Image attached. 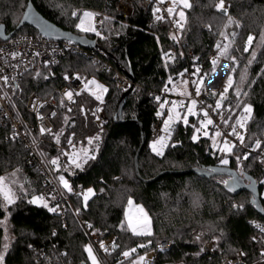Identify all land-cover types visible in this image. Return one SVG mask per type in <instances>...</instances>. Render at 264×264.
<instances>
[{
	"label": "trees",
	"instance_id": "trees-1",
	"mask_svg": "<svg viewBox=\"0 0 264 264\" xmlns=\"http://www.w3.org/2000/svg\"><path fill=\"white\" fill-rule=\"evenodd\" d=\"M29 1L46 19L63 30L93 38L95 35L75 28L78 18L71 13L77 9L80 13L84 9L104 10L99 43L114 68L125 73L131 71L135 79L122 117L141 122L147 141L139 155V177L135 155L142 142L141 128L114 117L123 92L113 80V71L103 70L99 64L84 57L70 55L57 65L43 67L39 77L36 73L25 74L14 90L15 102L22 117L30 120L25 104L33 92L37 91L42 98H46L65 84L66 76L77 75L85 83L97 78L107 86L106 120L102 127L93 124L96 99L85 89L75 103H60L53 118L54 133L63 129L61 143L66 144V138L75 133L81 140V148H89V154L95 156V159L83 164V170L73 166L69 171L63 167L68 158L61 156L60 170H53L56 177L63 174L74 186L93 189L95 193L88 199L87 207H84L82 195L73 197V209L68 210L63 220L41 204L29 203L46 188L45 177L37 167L26 166L28 151L24 145L10 138L11 128L0 117V177L14 180L17 194L15 204L10 205L7 211L0 208V221L6 214L9 215L10 230L14 236L3 264H91L85 246L90 243L88 231L93 229L117 237L116 256L135 248L136 252L130 256L129 262L153 249L161 240H172L174 244L170 249L159 252L156 264H218L219 258L209 259L201 251L208 241H214L216 249L223 255L239 249H253L252 222H264V217L255 210L252 195L246 191L230 193L223 183L231 179L226 175L202 177L193 172H177L228 167L255 179L262 195L264 160L259 157V149L264 148V46L257 45L264 32V0H224L229 4L226 15L214 6L220 0H189L191 7L185 9V20L182 21V48L175 46L169 34L168 21L157 20L159 14L153 6L145 8L143 0H133L132 14L128 17L117 12L114 0H0V25L5 26L8 33L16 30ZM229 16L238 22L239 27L236 24L227 25ZM220 32L237 33L229 49V55L236 57L235 72L233 60L227 57L220 58L215 67L216 70L226 59L230 62L229 71L233 72L234 86L227 93V99L233 103L230 124L240 112L234 107L237 102L234 87L239 85L247 92V96L242 95L240 100L252 106L251 119L246 124V145L255 147V142L259 140L261 147L247 153L246 149L235 146L232 153L226 155L212 146L210 137L200 135L198 141H193L192 125L198 124V117L189 116L188 126L182 122L174 125L168 147L162 156L157 155L151 148V142L161 100L152 97L151 93L162 92L170 78L177 80L179 74L196 61L210 76L215 71L211 70V61L219 54L217 43L223 44V40H226L225 44L229 43L219 35ZM15 34L39 35V32L25 25ZM249 35L256 39L252 49L244 52ZM189 50L192 54L184 58ZM252 50L257 55L249 65ZM165 54H170L171 58ZM245 69V79L241 83L240 76ZM69 108L71 111H68ZM97 136L99 139L94 140L92 145L87 144V138ZM51 138L55 139L53 135ZM43 152L46 160L61 153L46 144ZM245 155L247 159L243 158ZM222 158H227L229 163L222 164ZM51 168L54 169V166ZM163 171L173 173L164 174L154 181H144ZM19 181L23 182V189H19ZM129 199L141 204L149 214L150 236L133 235L126 226L121 227L125 222ZM262 203L264 207V198ZM77 208L80 209L79 214L75 212ZM89 224L92 228L88 227ZM4 235V228L0 226V251H3ZM115 255L112 256L113 261L116 260Z\"/></svg>",
	"mask_w": 264,
	"mask_h": 264
},
{
	"label": "built area",
	"instance_id": "built-area-1",
	"mask_svg": "<svg viewBox=\"0 0 264 264\" xmlns=\"http://www.w3.org/2000/svg\"><path fill=\"white\" fill-rule=\"evenodd\" d=\"M114 1L117 12L120 13L123 17H128L132 14L133 0ZM143 5L145 8L153 6L154 10L157 8L161 9L158 14L163 16L164 19L168 21L170 36L171 38L173 36L176 37V39L172 38L175 42V46L182 48L184 46L183 31L181 28H178L174 22L176 20H179V17L177 16V13H175L173 16L168 15L166 9L169 3L167 1L161 3L158 0H143ZM225 7L228 11L229 4L225 3ZM77 12L78 15H80V11L78 10ZM93 13L96 14L94 17V24L100 34H95L94 38L90 37L96 40V44L90 47L82 46L72 40L53 39L40 33L39 35L14 34L7 40L0 39V50H2L0 51V69H3V71L0 72V75H7L10 78L15 77L14 80L10 79L7 85H4L3 81H0V117L2 118L4 123H8L11 128L10 138L24 145L25 149L28 151V157L25 163L26 166L37 167V169L45 177L46 188L37 196H44L45 198H47L49 193H59L60 191H63L53 169L46 162L45 155H41V153H44L43 146L45 144L50 145L59 149L60 151L70 148L67 143H57L55 139L51 138V134L40 135L39 130L41 126H43L44 128L52 129V132L54 133V117L51 116V113L53 111L55 113L57 112L60 107L61 101H64L68 104L75 103L78 97V95H76L75 93H80L82 90H84L86 88V83L81 79H76L77 75H70L69 79H66V82L63 86L56 88L54 92L46 98H42L37 91L33 92L29 96L25 104L26 113L30 117V120H28L20 115V110L18 109V106L15 102L14 92L15 88H17L16 86H19V82L22 80L24 75L27 73L40 72V70L45 66L57 65L67 56L75 55L92 60L93 62L99 64L103 70L113 71V80L120 91H127L135 85V83L133 84L127 73L114 68L112 62L108 60L107 52L101 47L99 43L98 39L101 36L105 18L104 10H95L93 11ZM225 43L226 40H223V44ZM172 51H174V49ZM14 52L19 53V55L15 58H13L11 55V53ZM36 53H39V55L37 56ZM191 54L192 50H189L188 54L185 53L183 57L186 58ZM16 65H18V67H13ZM197 67L201 69V75L206 72L202 65L198 61H196L195 64L190 65L187 68V72L184 74V76H180L179 78L189 81L191 91L190 93L192 94L191 99H196L198 101L196 110L199 112L201 107H206L207 105L215 106V103L217 99H219V96H213L212 93L214 90L216 93H221L224 91V88L222 86H218L216 88L207 87L206 82L211 76L207 75V77L203 81L204 83L208 78L205 82L204 87L202 88L201 95L196 96L195 86L191 83V81L197 79V76L192 75ZM26 68L28 69L27 71H25ZM220 81L223 82V79H221ZM69 91L73 92L74 94L72 101H69L65 95V93ZM151 96L155 99L156 97H160L161 103H164V101L169 102L164 104L163 109H161L159 106L158 112H162V115L158 116L156 114V120L152 133L153 140L151 142L153 144V142L157 141L160 136H167V134L162 129L163 121L167 118L170 107L172 106L170 102L174 101V99L178 101L185 100V107L180 108V110L185 111L187 100L183 96L170 93L169 91L165 92L164 90L160 93L152 92ZM102 100L103 102L99 101L98 106L94 110L93 124L98 127H102L105 124L106 120L104 111L105 100ZM34 103L36 105L35 108L33 107ZM229 103H231V105L233 106L231 100L226 99L224 101L225 108L222 109V111L225 116L228 115L226 109ZM41 105L43 106L41 107ZM208 111L214 123L216 125H220L221 131H223L225 133V136H227L230 128H224V126L221 124L220 116L214 114L211 109H208ZM83 112H85L84 109ZM41 116L43 117L42 120L38 118ZM206 130L209 133L213 134V126H209ZM237 131L244 136V142L241 143L234 136H227V139L232 144L246 149L247 153L258 150V148L256 147H248L246 145V139L248 138V131L246 129L237 128ZM14 133L16 135L13 139L12 137L14 136ZM34 138L36 141L35 143L33 142ZM73 139L76 142V151H79L82 144L81 140L79 139V136H75L73 137ZM218 141L223 144L222 138L218 137ZM259 157L260 159L264 160V148L259 149ZM68 182L70 185H72V193H66L63 197L57 195L55 200L48 201L50 207L54 206L57 203L60 204L58 213H52L61 216L63 220L65 219L68 210L73 209L71 199L73 197H78L77 194L85 192V189L81 188L80 186H74L70 181ZM37 202L41 205L43 203L39 200H37ZM252 226L254 230L252 236L254 248L250 251L239 249L229 255H223L219 250L216 249L214 241H208L203 245V253L206 254L209 259H213L215 257L219 258L220 262L218 264H264V255H261V253L264 252V232L261 231V228L264 227V222L253 221ZM88 235L90 238L89 245L92 246L93 253L96 256L98 264H132V262L128 261L130 257L126 259L122 254L118 256L115 255L118 245L117 237L114 234L93 229L91 231H88ZM101 241L108 247L107 252H105L100 247ZM113 243L116 245L115 247H113ZM173 244L174 242L172 240H161L153 249L149 250L143 255L138 256L137 258L141 256L144 257V260L140 262V264H156L159 252L170 249ZM241 253H245V255H241ZM62 255H64V253ZM113 255H115V261H113Z\"/></svg>",
	"mask_w": 264,
	"mask_h": 264
},
{
	"label": "snow or ice",
	"instance_id": "snow-or-ice-1",
	"mask_svg": "<svg viewBox=\"0 0 264 264\" xmlns=\"http://www.w3.org/2000/svg\"><path fill=\"white\" fill-rule=\"evenodd\" d=\"M161 3H164L165 0H160ZM179 4H182L184 8H190L191 5L188 2V0H173V7H169L166 9L167 13L169 16H173L174 13V9L175 7ZM218 11H221L222 14H227V8L225 7L224 4V0H220V2L218 4L214 5ZM161 11V9L157 8L155 9V12L159 13ZM72 16L77 17L79 19V23L76 24V27L78 29H80L83 32H96L97 35H99L100 33L96 31L95 26L92 23V20L95 17V13L90 12V11H83L82 15H78L77 11H73L71 13ZM179 20L174 21L176 26L178 28H183V23L182 21L185 19V14L183 11L179 12ZM157 20H163L164 17L161 15H157L156 16ZM232 24H236L237 27H239V24L237 21H234L230 16L228 17L227 20V25H232ZM226 25V26H227ZM219 35H221L222 37H224V39L229 40L228 44H221V43H217L216 47L218 49V56L213 58V60L211 61V65L212 68L211 70H215V67L219 61L220 58L222 57H227L233 60V72H235V64H236V57L234 56H230L229 55V49L231 48V42L232 40H234V38L236 37L237 33L232 32V33H226V32H220ZM173 39H176L175 36L172 37ZM256 38L252 35H249L247 37V40L245 42V46L243 51L244 52H249L250 49H252L253 47V43L254 40ZM260 46H264V32L261 33L260 38H259V45H257V47ZM2 51V50H0ZM12 57L15 58L16 56L19 55V53H11ZM36 55L38 56L39 53H36ZM167 57L171 58L170 54H165ZM256 51L252 50L250 53V59L248 61L249 65L255 60L256 58ZM47 63V62H46ZM13 67H18V65L13 66ZM28 69L26 68L25 71H27ZM3 69H0V72H2ZM264 71V70H262ZM187 72V69L184 70V72H181L179 75L181 77L184 76V74ZM201 73V69L199 67H197L195 69V72L192 73L193 76H197L196 80H192L191 83L195 86V94L196 96H200L202 93V85H203V81L204 79L207 77V75L209 74L208 72L203 73V75L200 74ZM41 73L37 72L36 76H40ZM245 75H246V69H245V73H242L240 76V81L241 83H243L244 79H245ZM45 79H47V77H44ZM10 79L14 80L15 77L10 78L7 75H0V81H3L4 85H7L10 81ZM65 79H69V77H65ZM76 79H80L78 76L76 77ZM88 83L91 84H95V81H89ZM169 83H173V81L171 80V78L169 79ZM189 84L188 80H183V85L185 86V90L181 91L178 93V95L183 96L186 98L187 100V106H186V111L184 114H181L179 111H177L178 107L179 108H184L185 107V100H180V101H172L171 103V109L169 110V114L167 116V118L163 121V131L167 134V136H160L159 139L157 141H154L153 144L151 145L152 150L157 154L162 156L164 154V149L166 147H168V145L166 144V140L168 137L171 136L172 130H173V125L175 123L178 122H182L185 126L189 125V120L188 117L189 116H195L198 117V124L197 125H192V127L194 128V134L192 136V140L193 141H198L199 140V136L195 133H200L201 130L207 129L209 126H213V135L210 137L213 141V147L217 146V139L216 138H222V143H223V147L220 148V151L226 153V154H231L232 153V149L235 147L234 144H232L228 139L227 136H234L236 137L241 143L244 142V136L237 131V128L240 129H246V124L247 121L249 119H251V114H252V106L250 104L244 103L243 101L240 100V97L243 96H247V92L243 91L241 89V87L239 85H236L234 87V94L237 98V102L235 104V108L240 109V112L238 114H236V119L234 120L233 123L230 124V121L233 120V106L231 105V103H229L228 107H227V112L228 115L225 116L222 109L225 108L224 105V101L227 99V93L229 92L230 88H233L234 86V82L232 77L230 76L228 78L227 81L224 82V91L221 93H216L215 90L213 91L212 95L219 96V99H217L215 106L212 105H207L206 107H201L199 112L196 110L197 108V104L198 101L196 99H191V93L187 92L186 90V86ZM87 86V85H86ZM98 88L101 87L100 85H96ZM18 87V85L16 86ZM103 91H107V89H102ZM165 92L170 91V89H168V87L166 86L164 89ZM171 91H175V87L173 89H171ZM76 95H79L80 93H75ZM66 97L68 98L69 101H72L73 98V92L69 91L65 93ZM97 100H100L101 102H103L102 100V96H96ZM156 99L159 101L160 97H156ZM74 102V101H73ZM61 103L63 104V101H61ZM169 103L168 101H164V103L160 104V108L163 109L164 108V104ZM43 105H41L42 107ZM33 107L35 108L36 105L34 103ZM208 109H211L212 112L216 115L220 116V121L221 124L224 126V128H230V131H228L227 136H225V133L223 131H221L220 129V125H216L212 119V117L209 115V111ZM68 111H71V109L69 108ZM56 115V113L53 111L51 113V116L54 117ZM157 115H162V112H158ZM39 119H43V117H38ZM65 122H67V117H65ZM40 135H45V134H51L54 136L55 140L57 143L60 142V135L63 134V129H61L60 133H53L52 129L50 128H44L43 126H41L40 130ZM204 136H208L209 133L208 131H204L203 132ZM15 133L14 136L12 137L13 139L15 138ZM75 136V133L71 134L69 137L66 138L67 140V144L70 146L69 149L66 150H62L60 155H58L57 157L54 158H50L47 159L46 162L51 165L54 166L55 171H59L61 168V164H60V158L61 156H65L67 157V161L65 162V164L63 165L64 170L65 171H69L73 166L74 168H79L81 170H83V164H86L88 162V160L90 159H95L94 155H90V149L89 148H81L79 151H76V142L74 141L73 137ZM99 136L95 137V138H87V144L88 145H92L94 140H98ZM33 142L35 143V138L33 140ZM173 147L175 145H172ZM255 147L256 148H260L261 147V142L259 140H257L255 142ZM41 155L43 156L44 153H41ZM244 159H247V155H245L243 157ZM237 159L239 160L240 157H237ZM221 163L224 165H227L229 163L227 158H222L221 159ZM19 171V170H17ZM13 176L16 175V173H12ZM57 180L59 182V184L61 185L63 191H60L59 193L57 192H52L49 193L47 198H45L44 196H34L29 203H36L37 200L42 201V206L47 208L49 212H53V213H58L59 209H60V204L57 203L54 206H49L48 201L49 200H55L57 195L63 197L66 193H72L73 192V188L72 185L69 184L68 180L65 178V176L63 174L59 175L57 177ZM237 181L235 180V178H233V187L235 185ZM14 183V181H13ZM223 183L228 184V181H223ZM94 190L93 189H88L87 192L84 193H79L77 194L78 196L83 197V202H84V207H87V201L90 198V196L94 195ZM0 197H2V199H0V208H3L4 210H7V207L9 205H13L15 204L16 201V192L13 191V188L10 186L8 179L6 177H0ZM127 208L128 211L125 213V222H122L121 227L124 228L125 226L127 227V229L131 230V232L133 233V235H147L150 236L152 234L151 232V219L148 215V213L144 210V208L142 206L139 205H135L134 202L129 199L127 202ZM135 209V213L136 215L133 216L132 215V210ZM80 209L77 208L75 210L76 214H79ZM0 226H3L6 232V220L5 221H0ZM89 228H92V225L89 224L88 225ZM261 231L264 232V227L261 228ZM53 235H55V233H53ZM7 235L5 236V242L3 243V251H0V264H3L4 262V254L7 252L9 244L7 242ZM197 239H199V237H197ZM116 245L113 243V247H115ZM100 247L107 252L108 251V247L101 241L100 242ZM139 247H144V245H139ZM85 251L88 254V259L91 261V264H98V261L96 259V256L93 253V249L91 245H86L85 246ZM201 251H203V249H201ZM136 252V249H130L128 251H124L122 252V255L127 259L129 258L133 253ZM241 255H245V253H241ZM261 255H264V252L261 253ZM144 260V257L141 256L139 257L138 261H132V264H140V262H142Z\"/></svg>",
	"mask_w": 264,
	"mask_h": 264
},
{
	"label": "water",
	"instance_id": "water-1",
	"mask_svg": "<svg viewBox=\"0 0 264 264\" xmlns=\"http://www.w3.org/2000/svg\"><path fill=\"white\" fill-rule=\"evenodd\" d=\"M25 25L31 26L34 29H36L40 34L46 35L53 39H59V40H72L77 43H79L82 46L90 47L96 44V40L90 38L87 35H77L71 31H66L54 24L53 22L46 19L41 13L38 12V10L35 8L34 4L29 1L28 6L21 18L20 23L18 24L16 30L8 33L6 31L5 26L0 25V39L7 40L10 37H12L19 29L24 27ZM128 76L132 80L133 84L135 83V79L133 76V73L131 71L127 72ZM133 86L127 90L124 91L119 102L117 103V108L115 112V119L119 120L120 122H130L133 124L138 125L141 128V135H142V142L141 145L135 155V168H136V174L140 177L139 172V155L146 144L147 137L145 132L142 129V124L137 119H129L124 120L122 117L123 108L126 104L128 95L130 94ZM196 173L202 177H214L218 175H226L229 176L231 179L228 181V184H226V189L232 193V194H238L240 191H246L249 192L252 195V204L255 208V210L264 217V207H263V197L261 195V189L258 184V182L253 179L252 177L248 175H241L237 171L228 168V167H220L215 170H207L202 168H193L187 171H180L177 173ZM167 173H173L172 171H163L156 177H154L151 180H144V181H154L161 177L164 174ZM233 178L237 181L233 187Z\"/></svg>",
	"mask_w": 264,
	"mask_h": 264
},
{
	"label": "rangeland",
	"instance_id": "rangeland-1",
	"mask_svg": "<svg viewBox=\"0 0 264 264\" xmlns=\"http://www.w3.org/2000/svg\"><path fill=\"white\" fill-rule=\"evenodd\" d=\"M158 1H160V0H158ZM165 1H167L168 3H169V5L167 6V8H169V7H173V0H165ZM188 2H189V0H188ZM225 4V3H224ZM185 9L186 8H184L183 7V5L182 4H179L178 3V5L175 7V9H174V13H177V16L179 17V12L180 11H183L184 12V14H185ZM78 10H80V9H77V10H75V11H78ZM83 11H90V12H93V10H89V9H84ZM82 11V12H83ZM82 12L80 13V15H82ZM74 17V16H73ZM179 19H180V17H179ZM185 20V19H184ZM183 20V21H184ZM77 23H79V19H77V20H75V28L77 29V30H79L80 32H83V31H81L80 29H78L77 27H76V24ZM92 23H93V25L95 26V24H94V19L92 20ZM96 28V27H95ZM96 31L98 32V30L96 29ZM83 33H87V34H89V35H95L96 34V32H83ZM97 35V34H96ZM229 69H230V62L228 61V60H226V59H224V60H222L221 62H220V64L218 65V67H217V70L214 72V73H212L211 74V76H210V78H209V80L206 82V84H208V83H213L214 84V86L215 87H217V86H222L223 88H224V82L225 81H227L228 80V78L231 76L232 77V79H233V82H234V76H233V72L232 71H229ZM221 79H223V82H221L220 80ZM171 80L173 81V83H169V80H168V89H170V93H173V94H178L179 92H181V91H184L185 90V86L183 85V80H185V79H182V78H179L178 80H174L173 78H171ZM89 81H95V84H91V83H88ZM87 83H86V88H85V90H87L89 93H91L94 97H95V99H96V96H102V99H104L105 100V95H106V92L107 91H103L102 89H107L108 90V88H107V86L103 83V82H101L100 80H98L97 78H92L91 80H89ZM96 85H100L101 87H97ZM204 85H205V83H203V85H202V88L204 87ZM175 87V91H171V89H173ZM186 90H187V92H191L190 91V85L188 84L187 86H186ZM99 101L100 100H97L96 99V104L94 105V108H93V112H94V110H95V108L98 106V103H99ZM174 101H178V100H176V99H174ZM105 107H106V102H105V104H104V111H105V116H106V110H105ZM84 109V108H83ZM82 109V110H83ZM170 109H171V107H170ZM177 111H179L181 114H182V111L180 110V108L178 107V109H177ZM176 124V123H175ZM174 124V125H175ZM174 125H173V129H174ZM206 129H204V130H201V132L200 133H195V134H197L198 136H204V134H203V132L205 131ZM173 131V130H172ZM207 131V130H206ZM209 133V132H208ZM172 134V133H171ZM213 134H211V133H209V135L208 136H206V137H211ZM169 139H170V137H168ZM217 139V146L216 147H214L215 149L216 148H218L219 150H220V148H222L223 147V144H221L219 141H218V138H216ZM168 140V139H167ZM212 140V139H211ZM212 145H213V141H212ZM220 152H222V151H220ZM226 154V153H225ZM227 155V154H226ZM242 175V174H241ZM3 177H6L7 179H8V182H9V184H10V186L13 188V191L14 192H16V188H15V186L13 185V181L14 180H11L10 178H8L7 176H3ZM262 182H263V186H264V177H263V180H262ZM19 185H20V188L19 189H23V182H21V181H19ZM87 190L88 189H86L85 190V192H87ZM16 197H17V194H16ZM91 197V196H90ZM262 197L264 198V187H263V191H262ZM36 203H38V202H36ZM10 206V205H9ZM8 206V207H9ZM7 207V208H8ZM7 211V210H6ZM8 219H9V215L8 214H6L5 215V217L2 219V221H5L6 220V225H7V227H6V232H5V229H4V237L7 235V237H8V239H7V242H8V244H9V247H8V249L10 248V246H11V243H12V241H13V238H14V236L12 235V233H11V230H10V225H9V221H8ZM4 228V227H3ZM6 254V253H5ZM5 254H4V257H5ZM138 261L139 260V258H134L133 259V261ZM4 263V262H3Z\"/></svg>",
	"mask_w": 264,
	"mask_h": 264
},
{
	"label": "crops",
	"instance_id": "crops-1",
	"mask_svg": "<svg viewBox=\"0 0 264 264\" xmlns=\"http://www.w3.org/2000/svg\"><path fill=\"white\" fill-rule=\"evenodd\" d=\"M207 87H214V88H216V87L214 86L213 83H208V84H207ZM217 87H218V86H217ZM169 140H170V139H168V141H166V144H167V145H168V143H169ZM151 145H152V143H151ZM165 149H166V148H165ZM165 149H164V150H165ZM134 204H135V205L142 206L141 204H136V203H134ZM142 207H143V206H142ZM143 208H144V207H143ZM144 210H145V209H144ZM127 211H128V208L126 209V212H127ZM126 212H125V213H126ZM132 215H133V216L136 215V213H135V209L132 210ZM148 215H149V214H148ZM149 217H150V216H149ZM151 230H152V229H151Z\"/></svg>",
	"mask_w": 264,
	"mask_h": 264
}]
</instances>
